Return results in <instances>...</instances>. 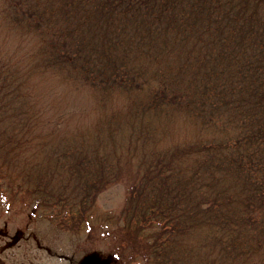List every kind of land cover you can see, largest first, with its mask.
Listing matches in <instances>:
<instances>
[{"label":"trees","instance_id":"1","mask_svg":"<svg viewBox=\"0 0 264 264\" xmlns=\"http://www.w3.org/2000/svg\"><path fill=\"white\" fill-rule=\"evenodd\" d=\"M123 179L143 264H264V0H0V186L86 223Z\"/></svg>","mask_w":264,"mask_h":264},{"label":"rangeland","instance_id":"2","mask_svg":"<svg viewBox=\"0 0 264 264\" xmlns=\"http://www.w3.org/2000/svg\"><path fill=\"white\" fill-rule=\"evenodd\" d=\"M24 46L25 43L10 38L5 49L17 55ZM36 85L44 92L48 115L53 98L58 104L57 115H63L50 120V125L73 124L62 119L88 110L90 101L85 92L66 96L64 88L50 79H37ZM127 183V179L113 182L97 194L90 222L70 219L59 224L35 209L28 192L11 191L9 185L1 183L0 264H143L137 250L138 245L144 244L141 234L130 237L131 241L124 231L116 232L117 225L102 224L104 215H115L114 219L119 215Z\"/></svg>","mask_w":264,"mask_h":264}]
</instances>
